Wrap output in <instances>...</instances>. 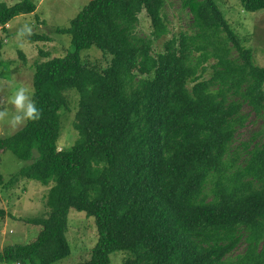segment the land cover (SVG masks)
<instances>
[{"label": "trees", "instance_id": "16d2710c", "mask_svg": "<svg viewBox=\"0 0 264 264\" xmlns=\"http://www.w3.org/2000/svg\"><path fill=\"white\" fill-rule=\"evenodd\" d=\"M182 4L192 15L191 31L168 39L157 54L154 41L170 34L166 0H90L69 27L54 30L70 34L74 50L34 64L41 119L9 136L0 132V149L32 161L10 183L22 177L52 184L51 211L29 218L40 233L0 250V262L53 264L67 257L74 208L97 226L98 241L82 264H111L115 251L130 255L123 264H264V140L233 152L250 118L245 105L264 111V66L217 0ZM241 4L248 12L264 10V0ZM37 8L34 0L0 4V25L6 31ZM143 11L149 37L137 32ZM25 39L51 37L33 32ZM93 46L111 56L103 70L81 57ZM3 47L0 38V63ZM70 90L80 93V137L60 150ZM6 213L0 197V218ZM242 241L245 253L232 259Z\"/></svg>", "mask_w": 264, "mask_h": 264}, {"label": "rangeland", "instance_id": "374dc122", "mask_svg": "<svg viewBox=\"0 0 264 264\" xmlns=\"http://www.w3.org/2000/svg\"><path fill=\"white\" fill-rule=\"evenodd\" d=\"M20 1L22 0H0V4L12 6ZM34 1L38 6L35 13L14 18L8 23L6 31L0 25V38L4 39L3 63H0V111L7 113V115L0 116L2 136L12 135L26 123L25 121L15 128L9 123L14 111L8 100L11 88L24 84L34 89L33 77L36 62L65 56L74 50L71 35L60 34L54 30L57 27H69L72 20L90 0ZM217 2L243 44L252 48L255 63L264 66V10L245 11L241 0H217ZM182 3L183 0H166L164 12L170 34L154 41V53L162 52L165 42L173 36L191 31L192 15ZM25 25L31 27L32 32L50 35L51 40L32 43L25 37L19 38L18 30ZM137 32L144 37L151 36V21L145 11L140 14ZM20 52L25 56V60ZM81 57L89 66L98 70L106 68L111 60L110 55L95 46L82 50ZM210 75L209 70L205 77L208 78ZM67 95L70 100L69 108L61 112L60 150L72 148L80 137L75 128L80 93L77 90H70ZM244 111L250 114V118L244 127L238 129L233 144L234 154L241 150L243 142L264 140V111L261 115H257L247 105ZM36 153L38 155V152ZM31 162V160L17 158L10 150L0 149V197L7 212L4 218H0V250L9 245L26 244L33 241L42 227L29 223L28 219L47 216L51 211L47 201L52 184L44 185L38 180L22 177L10 183L13 175ZM68 240L71 247L70 254L53 264H82L91 257L92 249L98 241L95 218L87 216L84 211L72 208L69 212ZM245 251L246 243L242 241L230 257L236 259ZM129 256L127 252L115 251L111 254V264H123ZM0 264L7 263L0 262Z\"/></svg>", "mask_w": 264, "mask_h": 264}, {"label": "clouds", "instance_id": "9594fccd", "mask_svg": "<svg viewBox=\"0 0 264 264\" xmlns=\"http://www.w3.org/2000/svg\"><path fill=\"white\" fill-rule=\"evenodd\" d=\"M32 34V28L25 25L18 30L17 36L24 38L30 37ZM34 96L35 89L28 85L18 84L11 88L8 100L14 111L9 123L13 128L25 121H39L41 119L42 110L37 106ZM4 115H7V113L0 111V116Z\"/></svg>", "mask_w": 264, "mask_h": 264}, {"label": "crops", "instance_id": "0c3cea01", "mask_svg": "<svg viewBox=\"0 0 264 264\" xmlns=\"http://www.w3.org/2000/svg\"><path fill=\"white\" fill-rule=\"evenodd\" d=\"M9 24H7V26H8Z\"/></svg>", "mask_w": 264, "mask_h": 264}]
</instances>
